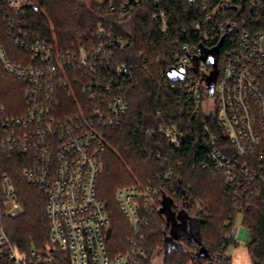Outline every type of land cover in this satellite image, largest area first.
Here are the masks:
<instances>
[{
	"label": "built area",
	"instance_id": "obj_1",
	"mask_svg": "<svg viewBox=\"0 0 264 264\" xmlns=\"http://www.w3.org/2000/svg\"><path fill=\"white\" fill-rule=\"evenodd\" d=\"M144 1L117 0L109 10L117 11L116 22L121 23ZM149 1L153 21L165 36L169 19L163 0ZM263 2L249 0L237 12L256 13L264 7ZM187 3L198 6L204 16L183 31L192 32L196 42L183 44L182 53L173 52L170 67L173 73L184 70L183 79L165 83L182 93L180 100L188 104L192 118L203 114L215 119L232 151L228 155L222 151L224 146L220 149L215 132L204 121L203 144L209 162L202 166L221 170L229 182L238 176L254 179L256 174L239 160L264 141V32L250 31L245 20L238 22L227 16L235 0ZM28 5L27 0H0L7 34L29 55L13 63L0 41V65L9 75L26 83L24 113L6 117L0 109V154L9 159L23 155L28 160L23 177L29 185L44 190L50 240L68 253L70 264H144L147 255L141 232L154 214L161 212L165 197L158 206L159 191L151 183L116 191L115 201L133 236L127 240L126 251L112 258L106 246L108 213L96 194L100 154L104 150L101 132L120 125L130 107L125 90L138 81L136 66L115 62L116 53L129 46L130 38L118 34L114 25L102 23L97 26L93 42L62 51L48 38L26 28ZM223 43L225 47L216 56L215 64L206 61V53H213ZM193 59H198L194 68ZM149 131L157 132L174 149H179L183 140L181 130L172 123ZM259 177L262 180L264 175ZM0 188V256H7L12 264L40 262L35 251L31 253L33 259H26L11 243L3 219L21 207L7 176ZM191 213L186 210L183 221H176L180 224L177 234L185 235L189 227L187 235L193 237L191 228L195 227L196 232L197 225L195 214ZM240 229L235 223L232 225L224 235L228 242L224 255L209 264H220L230 244L237 241ZM187 264L199 263L193 259Z\"/></svg>",
	"mask_w": 264,
	"mask_h": 264
},
{
	"label": "trees",
	"instance_id": "obj_2",
	"mask_svg": "<svg viewBox=\"0 0 264 264\" xmlns=\"http://www.w3.org/2000/svg\"><path fill=\"white\" fill-rule=\"evenodd\" d=\"M117 0H27L25 25L35 35L48 38L59 50H75L93 42L99 24L114 25L118 34L130 38V44L115 55L116 63L134 65L137 68L136 86L127 88L129 111L120 125L101 132L104 150L100 154V173L96 182V194L108 213L106 246L113 258L124 253L127 240L133 232L121 213L115 193L120 188L151 183L159 191V199L168 198L171 209L178 211L188 206L195 214L198 239L208 253V258L197 257V242H186V249L176 241V247L162 252L163 239L169 227L165 215L157 211L148 225L142 229L143 247L147 255L144 264H153L161 255L160 264H187L193 259L199 264L224 255L228 242L224 235L230 231L236 218L241 216V226L246 230L245 247L252 264H264V141L254 148L239 164H245L254 179L238 176L229 182L221 170L205 169L209 162L203 144V122L207 121L215 132L222 151L232 155L222 129L213 117L203 114L192 118L189 106L180 100L182 93L171 89L166 80L174 81L173 52H181V46L195 43L191 29L204 16L198 6L190 7L187 0H163L168 14L169 30L162 35L153 21V8L149 0L136 8L121 23L116 22L117 11L109 6ZM249 0H235L227 12L230 19L246 21L250 31L264 32V7L256 13L237 12ZM264 4V2H263ZM221 9L216 16H220ZM0 41L9 60L18 63L28 57L7 34L1 20ZM197 44V43H196ZM225 44H219L213 56H219ZM198 66L193 59L191 67ZM219 66V65H218ZM217 66V67H218ZM192 70V69H191ZM193 74L197 71L193 69ZM198 75V74H197ZM26 83L4 71L0 65V109L4 116L17 117L25 111L23 91ZM67 105V103H65ZM167 123L175 124L183 134L179 149L169 146L157 132ZM28 160L23 155L7 158L0 154V186L3 176L13 185L15 198L21 210L3 219L7 235L26 259H33L32 251L41 260L36 264H70L69 255L50 240L49 221L45 212V193L42 188L31 186L23 177ZM1 189V188H0ZM199 248V245H198ZM0 264H12L7 256H0ZM220 264H231L227 254Z\"/></svg>",
	"mask_w": 264,
	"mask_h": 264
},
{
	"label": "rangeland",
	"instance_id": "obj_3",
	"mask_svg": "<svg viewBox=\"0 0 264 264\" xmlns=\"http://www.w3.org/2000/svg\"><path fill=\"white\" fill-rule=\"evenodd\" d=\"M205 60L210 61L212 64H215V57L213 56V54L211 52L206 53ZM189 212H190V214H192L190 210H189ZM235 225L241 229H240V234L238 236L237 241L230 244V247L228 249V255L231 257V264H252L248 254H247L246 247H245L247 235L245 233L246 230L243 229L241 226V216H238L236 218ZM191 229H192L191 235L193 237H188V235H187L188 231H189V227H188L185 236L181 239H177L179 243H181L182 245H185L184 247L186 249L188 248V245H186V242H192V240L195 239L194 235L196 233L195 232L196 229H195V227H192ZM197 249H198V245H197ZM160 261H161V255H157V257H155V259H154L153 264H160Z\"/></svg>",
	"mask_w": 264,
	"mask_h": 264
},
{
	"label": "water",
	"instance_id": "obj_4",
	"mask_svg": "<svg viewBox=\"0 0 264 264\" xmlns=\"http://www.w3.org/2000/svg\"><path fill=\"white\" fill-rule=\"evenodd\" d=\"M214 56L217 54V51L213 53ZM184 70H179L177 73L171 72L170 75L173 76L174 79L176 80H181L184 77ZM215 74L212 76V82L214 81ZM171 201L168 198L164 199V205L163 208L161 209V212L165 215L166 217V223L167 226L169 227V232L168 234H165L164 239H163V247L162 251L164 253L169 252L171 249H174L176 247V241L177 239L183 238L185 235L184 234H177L176 228L177 225H180L176 221H173L172 213H171V207H170ZM175 216V215H174ZM195 241L199 245L198 251H197V257L199 258H208L209 253L207 249L202 246L199 242L198 239V232L196 231L194 235ZM209 264V263H208Z\"/></svg>",
	"mask_w": 264,
	"mask_h": 264
},
{
	"label": "flooded vegetation",
	"instance_id": "obj_5",
	"mask_svg": "<svg viewBox=\"0 0 264 264\" xmlns=\"http://www.w3.org/2000/svg\"><path fill=\"white\" fill-rule=\"evenodd\" d=\"M171 204H172V202H171ZM171 204H170V207H171ZM186 210H187V206H181V208L178 211H174L173 209H171L173 221H179V220H182L183 221V219H184V213H185ZM178 213L180 214L179 216H178Z\"/></svg>",
	"mask_w": 264,
	"mask_h": 264
},
{
	"label": "crops",
	"instance_id": "obj_6",
	"mask_svg": "<svg viewBox=\"0 0 264 264\" xmlns=\"http://www.w3.org/2000/svg\"><path fill=\"white\" fill-rule=\"evenodd\" d=\"M245 233H246V231H245ZM246 235H247V233H246Z\"/></svg>",
	"mask_w": 264,
	"mask_h": 264
},
{
	"label": "bare ground",
	"instance_id": "obj_7",
	"mask_svg": "<svg viewBox=\"0 0 264 264\" xmlns=\"http://www.w3.org/2000/svg\"><path fill=\"white\" fill-rule=\"evenodd\" d=\"M219 67V66H218ZM4 177V176H3Z\"/></svg>",
	"mask_w": 264,
	"mask_h": 264
}]
</instances>
